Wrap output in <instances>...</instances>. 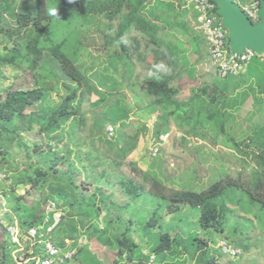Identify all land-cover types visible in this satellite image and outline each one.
Masks as SVG:
<instances>
[{"label":"trees","instance_id":"trees-1","mask_svg":"<svg viewBox=\"0 0 264 264\" xmlns=\"http://www.w3.org/2000/svg\"><path fill=\"white\" fill-rule=\"evenodd\" d=\"M15 1L0 0V35L12 41L10 51H13L11 56H0V64L12 66L25 62L34 75L44 53H48L64 74L75 83V88L65 87L68 93L57 106L48 102L51 86L46 88L37 83L32 89L5 91L3 100L0 101V172H4L11 159V148L15 143L24 148L26 160L34 161L28 163L23 171L14 168V173L5 174L6 179H11L12 186L6 190L0 185V221H16L22 230L37 228L43 221L47 201L55 202L62 217L51 235L52 241L62 252L74 251V264H118L122 260L145 262L148 257L143 253L144 250L154 256L155 264H178L179 259L185 256L194 264H217V257L221 256L210 254L207 243L189 230L184 229L179 237L172 236L170 229L159 233L153 231L163 227L164 217L159 216L160 212L172 216L187 206L198 211V223L202 231L223 234L231 213L223 202L216 203L215 200L228 189L245 191L250 204L256 203L261 207L264 222V122L248 124L249 133L241 128V121H246L252 109L259 108V114L264 115V62L258 58L252 60L236 77L220 79L217 76L212 84L192 90V97L179 102L176 100L179 89L171 84L182 72L188 70L185 62L186 48L182 42L171 41V35L165 32L162 33L163 36H158L160 30L164 29L162 23H156L154 17L150 19L143 14L149 0H74L71 4L67 0H24L23 5L13 8ZM233 1L241 10L259 2ZM54 2L69 9L86 25L95 24L96 21L98 24L100 18L109 23L121 19L114 37H107L108 32L113 30L110 25L103 30L99 26L96 32L102 31L105 49L119 52L120 56L115 55L113 58L119 60V63L124 59V64L130 65L127 71L122 68L123 76H132V57L136 56L137 60L145 61L139 52L142 41L147 46L151 43L155 45L154 64L164 61L173 70L178 69V72L168 75L157 73L140 84L145 97L150 100L147 109L157 118L152 131L153 138L157 139L160 135L169 133L171 122H174L182 132L180 145H185L188 138L203 139L201 123L204 120L213 121L216 114H219L223 121L213 140L216 142L222 137L229 143L230 149L245 157L248 155L244 150L250 151L249 158L254 164L251 180L243 181L241 174L235 178L226 175L201 191L174 190L166 187L159 178L153 177L151 170L142 172L134 166L132 171L141 174L143 182L149 184L147 195L161 201L147 219L141 212H136L133 205L146 194L144 187L125 178L115 167L113 177L106 175L105 171L97 174L95 171L99 158L92 155L94 144L91 143L92 150L84 153L79 142L73 139L79 126L85 122L84 116L79 114L84 96L97 97L92 106H103V117L109 116L119 102L107 103L113 94H106L80 70L76 64L77 52L68 56L64 51V41H55L48 47L45 46L50 41L48 30L51 20L46 10ZM4 15L14 20L15 27L5 25ZM168 16L169 14L163 15L164 23ZM134 35H140L141 38ZM192 39L196 40V37L193 36ZM198 42L202 43L204 40ZM228 45L227 39V48ZM197 53L198 48H195L192 60H195ZM111 60L109 59L110 62ZM179 63L183 67L180 68ZM76 101L78 107L74 106ZM202 101L217 111L207 112L205 117ZM119 112V121L116 123L96 120L91 135L96 134L97 141L107 146L108 151L113 150L114 159L121 162L136 150L140 136L148 133L149 129L142 126L132 136L121 133L128 115L121 109ZM72 117L77 118V125L67 127L66 121ZM21 121L26 124L25 129H18ZM108 123L113 128L117 127L111 140L107 139L105 133ZM11 124L16 128L11 129ZM34 131L47 142H34L31 147L20 142V132ZM103 134L104 139L101 138ZM248 143L254 144L256 151L250 150ZM164 154L161 150L154 162L160 160ZM114 165L119 164L112 161V166ZM252 182H255V186L251 188ZM108 186L115 188L117 193L106 189ZM17 188H22L21 194H17ZM6 203L8 209L5 207ZM103 213L105 216L101 225L99 218ZM143 223L145 230L141 233L140 241L134 240L131 235L134 227ZM82 237L85 238L84 245L79 244ZM65 241H69V244ZM142 241L145 242V247ZM232 247L239 248L235 244ZM6 248L12 254L14 247L5 235L0 239V264H4ZM27 249L25 248V253ZM40 251L39 247H34L33 254H26L28 261L23 264H34L32 258L40 255ZM69 262L70 260H66L63 264ZM12 264H18L14 258Z\"/></svg>","mask_w":264,"mask_h":264},{"label":"rangeland","instance_id":"rangeland-1","mask_svg":"<svg viewBox=\"0 0 264 264\" xmlns=\"http://www.w3.org/2000/svg\"><path fill=\"white\" fill-rule=\"evenodd\" d=\"M23 4L24 0H16L12 7L14 8ZM183 4L191 8L185 2ZM33 6L32 3L31 7ZM50 6L57 7V16H50L51 20L48 30L50 41L46 42L45 46L48 47L55 41H64V51L68 56L77 52L76 64L80 70L93 83L101 87L102 91L106 94H113L107 103L115 104L117 101L119 102L118 106L113 107L109 116L103 117V106H92L97 97L94 95L84 96L79 107V114L84 116L85 122L79 126V130L75 132L73 139L79 142L84 153L92 150L91 143L94 144L92 155L99 158L97 162L98 168L95 171L97 174L105 171L106 175L113 177V170L116 168L125 178L131 180L136 185L144 187L146 194L140 197L136 205H133V209L136 212H141L144 215L143 217L147 219L148 215L157 208L158 204H161V201L155 199L150 194L147 195L150 188L149 184L143 182L141 174L132 171L134 166L142 172L151 170L153 177L159 178L166 187L174 190L192 189L193 191H201L226 175L235 178L238 174H241L243 181L249 182L251 180L252 174H254L252 173L254 164L249 158L250 151L244 150L248 155V157H245L239 152H235L234 149H230L228 147L229 143L222 137H219L216 142L213 140L218 130H220V124L223 121L219 114H216L215 120H211L210 122L204 120L201 123L203 129L201 128L200 130L203 131L201 133L203 139L188 138V142L183 146L179 144L182 132L178 130L174 122H171L168 139L159 146V153L156 157H153L151 155L152 131L157 118L148 111L147 106H149L150 100L145 97L144 89L140 88V84L145 83V80L157 73L168 75L178 72V69L173 70L164 61L154 64L153 49L155 48L145 45V41H142L139 52L145 58V61L141 62L137 60L136 56L132 57L134 65L132 76L130 78L127 73V75L123 76L122 68L127 71L130 65H125L124 59H121L122 63H119V60L113 58L115 55L119 57V52L114 53L112 50L105 49L102 31L96 32L99 26L101 27L100 30H103L104 27L110 25L113 30L108 32L107 37H114L115 30H117L121 23L120 18L112 23L100 18L98 19V24L96 21L95 24L88 23L86 25L83 24L81 18L75 16L64 6L55 2ZM4 17L6 26L15 27L14 20L10 16L4 15ZM193 34L201 40L199 32H193ZM183 39L179 37L180 41ZM193 43H195V48H198V53L194 57L195 60L193 59L194 61L191 58L193 56L191 51L194 46ZM182 44L186 48L185 62L187 63L188 70L182 72L180 77L175 79L171 84L173 87L179 89L178 96L176 97V100L179 102L187 101L192 97V90L210 85L217 78L216 69L209 62L199 42L192 41V44L182 42ZM11 45L12 41L8 40L4 35H0V56L13 55V51H10ZM109 59H112V63ZM180 64L179 67H183ZM37 83L39 86L46 88L51 86V89L49 88L48 102L53 106L59 105L67 95L68 91L65 87L75 88V83L64 74L59 64L48 53H44L42 62L39 64V68L35 71L34 75L29 71L25 62L12 66L0 64V101L3 100L7 89H32L37 86ZM117 99H120V101ZM77 101L74 103L76 107H78ZM202 105L205 117L207 116V112L217 111L212 106H206L207 104L203 101ZM119 109L125 111L128 115L121 133L132 136L134 133L139 132L142 126H146L149 129L148 133L140 136L136 150L125 161L121 162L114 159L113 150L108 151L107 146L97 141L96 134L91 135L94 132L96 120L112 123L118 122ZM259 112V108L258 110L254 109L250 113L251 115L246 118V121H241V128L245 133H249L247 126L249 127L250 125L248 124L254 125L264 122V115L259 114ZM65 125L67 127L71 125L76 126L77 118H69ZM107 126L113 127L111 123H108ZM10 128L15 129L16 127L11 124ZM25 128L26 124L24 121H21L18 124V129ZM116 129L117 127L114 126V135L117 132ZM40 137L36 131L20 132V142L26 144L27 147H31L34 142H38L39 144L47 142L44 137ZM101 138L104 139V134ZM175 145L178 147H175ZM248 145L250 150L256 151L254 144L248 143ZM161 150L165 154L161 155L160 160L154 162V158L160 155ZM33 161L32 159L26 160L24 148L19 147L15 143L11 148V159L6 164L3 173L6 175L14 173V168H17L18 171H23L26 169L27 164ZM112 161L114 163L117 162L119 165L112 166ZM84 164L86 163L84 162ZM2 186L8 190L12 186L11 179L7 178L6 183ZM254 186L255 182H252L251 188ZM106 189L117 193L116 189H113L111 186L106 187ZM21 192L22 188H17V194H21ZM225 194L227 195L225 196ZM215 202H223L231 213L227 228H225L223 234H217L214 231H202L199 228L198 211L187 206L184 210L172 216L164 215L160 212L159 216L164 217L163 227H159L153 232L159 233L170 229L172 236L179 237L182 235L184 229L189 230L190 233H194L207 243V249L210 254L221 256L220 258L217 257V264H264V222L261 207L256 203L250 204L248 195L242 189H228ZM5 207L8 209L7 203ZM1 215L2 208L0 204ZM103 216H105V213L100 215L99 223L101 225L103 224ZM144 227V223L134 227L131 233L134 240L140 241L141 233L145 230ZM0 239L2 240L1 232ZM221 241L226 242L231 247L234 244L237 245L241 250L240 255L230 258L227 255L219 253L218 243ZM141 243L145 247V242L142 241ZM79 244L84 245L85 238H80ZM143 253L147 252L144 250ZM12 262L13 256L11 250L6 248L4 264H12ZM74 263V259L69 262V264ZM178 264L194 263L185 256L179 259Z\"/></svg>","mask_w":264,"mask_h":264},{"label":"built area","instance_id":"built-area-1","mask_svg":"<svg viewBox=\"0 0 264 264\" xmlns=\"http://www.w3.org/2000/svg\"><path fill=\"white\" fill-rule=\"evenodd\" d=\"M187 5H191L197 13V30L203 36L209 62L214 65L218 78L225 79L227 77L238 76L247 66L249 62L258 58L264 62V53L257 54L251 49L245 48L241 53H232L227 48V31L223 28L221 18L217 13V5L211 0H184ZM259 0L255 4L245 6L243 12L253 23L259 21L257 10L260 6ZM105 133L108 140H111L114 134V128L107 126ZM169 137V134H162L157 139H152L151 155H157L159 146L164 143ZM6 183V176L0 172V185ZM1 197V190H0ZM62 212L57 208L55 202L47 201L44 208L43 221L37 228L22 230L16 221L6 223L0 221V232L2 238L6 235L11 245L14 247L12 251L13 258L18 264H23L28 261L26 254H33V248H40V255L34 256V264H63L66 260H71L74 251L62 252L52 241L51 235L56 230L60 223ZM69 244V241H65ZM27 249L25 253L24 250ZM218 249L223 255L230 258H235L240 255L239 248H234L226 242L218 243ZM147 255L148 259L145 262H131L122 260L118 264H155L153 255Z\"/></svg>","mask_w":264,"mask_h":264},{"label":"water","instance_id":"water-1","mask_svg":"<svg viewBox=\"0 0 264 264\" xmlns=\"http://www.w3.org/2000/svg\"><path fill=\"white\" fill-rule=\"evenodd\" d=\"M218 7L223 28L227 31L229 49L241 53L245 48L264 53V2L257 10L259 21L253 23L233 0H212Z\"/></svg>","mask_w":264,"mask_h":264},{"label":"crops","instance_id":"crops-1","mask_svg":"<svg viewBox=\"0 0 264 264\" xmlns=\"http://www.w3.org/2000/svg\"><path fill=\"white\" fill-rule=\"evenodd\" d=\"M143 14L150 19L154 17V22L156 23H162L164 29L160 30L158 36L161 35L163 36L164 34L163 32H165L171 35V41L186 42L189 44L190 43L192 44V41L198 42L199 40L198 38H196L197 41L192 39L193 36L196 37L193 34V32H199L197 30V20H196L197 13L192 7L189 8L186 5H184L183 0H149L145 5ZM166 14H169V16L167 17V22L164 23L163 15ZM134 36L141 38L140 35H134ZM200 36H201V40H204L201 34ZM179 37H182L184 39L180 41ZM199 44H201L202 49L207 56V48L205 41ZM145 45H147L146 42ZM193 45L194 46L191 50L192 53L194 52V49L196 47L195 43H193ZM148 46H155V45L151 43Z\"/></svg>","mask_w":264,"mask_h":264},{"label":"clouds","instance_id":"clouds-1","mask_svg":"<svg viewBox=\"0 0 264 264\" xmlns=\"http://www.w3.org/2000/svg\"><path fill=\"white\" fill-rule=\"evenodd\" d=\"M68 3H74V0H67ZM47 14L51 17H56L57 16V7L56 6H49L47 8Z\"/></svg>","mask_w":264,"mask_h":264}]
</instances>
